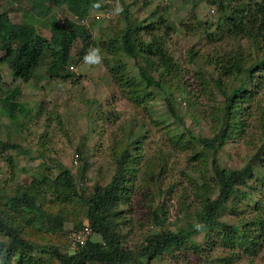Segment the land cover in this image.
I'll return each mask as SVG.
<instances>
[{
  "label": "trees",
  "instance_id": "trees-1",
  "mask_svg": "<svg viewBox=\"0 0 264 264\" xmlns=\"http://www.w3.org/2000/svg\"><path fill=\"white\" fill-rule=\"evenodd\" d=\"M28 1L35 16L50 19L51 37H43L34 27L14 23L8 13H0V53H4L0 62L8 66L13 79L26 83L41 79L40 73L48 62L47 72L52 78L70 80L75 77L71 63L78 64L90 49H106L114 60L111 63L107 58L106 62L108 66L111 63L114 78L128 87L130 101L137 105L151 102L156 90L165 96L169 119H154V123L171 147L180 148L188 155L190 164L183 177L188 180L189 188L185 189L191 191L193 187L195 202L187 199L186 206L180 207L185 220L171 223L173 229L167 224V211L156 207L149 219L160 231L146 236L140 246H130L122 215L127 214L122 207L134 200L133 188L139 171L146 169L142 174L146 183L152 169L165 168L166 159L153 156L146 160L138 133L132 147L116 138L112 148L115 174L105 187H87L83 171L76 177L65 169L54 176L49 169L10 193L0 189V264H151L176 251L186 254L194 251L198 255L203 249L209 251V260L220 264L256 257L264 245V143L241 169L223 166L218 154L232 140L249 136L253 123L264 135V100L262 104L259 98L264 93V0L250 3L206 0L217 10L218 20L212 25L221 37L244 38L263 53L262 58L254 59L245 56L242 50L214 49L201 54L190 48L187 52L190 63L200 61L213 68V72H208L210 79L205 71H194L191 75L187 71L184 75L181 60L174 57L170 43L175 28L163 16L141 26L125 10L122 17L125 29L110 35L104 31L96 42L85 22L101 0ZM131 3L139 4L133 0ZM150 3H143L142 7ZM53 7L67 8L72 18L61 21ZM75 16L80 20L76 21ZM142 32L151 36L149 41L142 38ZM210 39L218 38L210 33ZM77 47H80L77 58L73 59L72 51ZM122 55L135 61L141 83L125 74ZM215 92L224 98L223 104ZM200 94L208 101L205 111ZM20 96V88L0 86V111L23 129L21 118L28 113L19 102ZM181 101L187 102L189 112L204 111L202 118L214 129L212 138L188 129L183 133L174 129L183 122L176 107ZM198 116H193L194 123H198ZM11 150L30 155L20 144L0 139V157L9 158L10 163ZM83 162L86 164L87 160ZM257 168L262 171L255 172ZM244 200L253 201L254 206L250 208ZM228 204L239 215L232 224L221 221ZM66 223L73 226L70 232ZM86 225L93 230L94 238L98 235L101 240H92L72 251L70 234ZM200 231L205 233L203 246L192 239ZM216 251L218 254L213 256Z\"/></svg>",
  "mask_w": 264,
  "mask_h": 264
},
{
  "label": "rangeland",
  "instance_id": "rangeland-1",
  "mask_svg": "<svg viewBox=\"0 0 264 264\" xmlns=\"http://www.w3.org/2000/svg\"><path fill=\"white\" fill-rule=\"evenodd\" d=\"M251 1L245 0L248 3ZM131 2L132 0H101L99 5L93 8L91 18L85 24L96 35L94 38L96 42L104 31L110 35L114 31L124 30L126 23L122 17L125 10H129L133 20L141 26L158 21L161 16L173 24L175 29L172 31L170 43L173 45L174 57L181 60L184 75H187V71L189 75L194 71H205L206 77L210 79L208 72H213V68L203 62L190 63L187 55L190 48L199 50L201 54H207L214 49L222 51L232 49L242 50L245 56L254 59L263 56L261 51H256L244 38L221 37L212 25L218 20L217 10L206 0H154L146 7ZM117 5L124 9L120 14H116ZM53 11L61 21L72 18L65 7H53ZM0 13H8L14 23L34 27L43 37L48 39L51 37L48 27L50 19L35 16L30 11L28 0H0ZM210 33L218 38L217 41L210 39ZM142 38L149 41L151 36L142 32ZM79 48L72 51L73 59L77 58ZM97 49L103 58L102 63L99 65L86 63L85 57L78 64L71 63L70 67L73 68L75 77L70 80L52 78L47 72L48 62L40 73L41 79H33L28 83L21 79L14 80L8 66L0 62V86L5 89L20 88L19 102L25 106L28 113L21 116L24 128L19 129L16 121L0 111V139L20 144L30 152V155H27L11 150L7 154L12 158V163L7 157L2 159V174L5 179L0 182V189L10 193L34 177H41L49 169L54 176L65 169L76 177L83 171L87 187L96 185L105 187L115 174L112 156L115 139L127 141L132 147L139 134L145 159L153 156L158 159L165 158L166 165L164 169H152L146 183L143 182L142 176L146 169H141L135 189L133 188L134 200L131 205L122 207L127 214H122L125 217L124 230L128 234L127 243L137 247L143 243L146 236L160 231V228L153 225L149 219L150 212L156 207L167 211L169 219L167 224L171 229L174 228L171 223L185 220V214L180 212V207L186 206L187 199L195 202L193 187L191 191L185 189L189 186L187 178L183 177L190 162L186 152L171 147L168 138L154 123V119H169L166 117L165 96L156 90V97L151 102L137 105L130 101L127 98L128 87L116 80L110 70L111 63L114 62L110 58L111 53L109 55L106 49ZM3 55L4 53H0V59ZM107 58L111 62L109 66ZM121 61L126 65L125 74L141 83L135 61L123 55ZM262 94L259 96L261 103L264 100ZM200 95L201 105L205 111V107L208 108V101L204 99L203 94ZM215 97L223 104V97L217 93ZM179 98L180 96L177 97ZM176 107L178 113L183 116V122L174 126L178 133L186 132L188 129L196 135L208 138L214 136L211 123L202 118L204 111L196 109L189 112L185 101L177 103ZM192 115L200 116L198 123H194ZM253 124L254 126L249 128V136L232 140L219 152L218 158L223 166L241 169L264 143L262 131L257 128L256 123ZM80 152L82 155H79ZM78 155L81 156V160L78 159ZM85 159L86 164L83 162ZM45 165H48V169L44 167ZM260 171H262L260 168L255 170ZM243 202L250 208L254 206L253 201ZM149 203H152L151 208H147ZM225 209L221 221L231 224L236 222L239 215L232 212V205L228 204ZM190 220L194 222L193 218ZM65 227L68 232L73 229L71 223H66ZM192 239L197 245L203 246L204 231L198 232ZM94 240L99 241L101 238L96 235ZM218 252L212 255L215 256ZM193 253L194 251H189V254L176 251L151 264H220L217 260L208 259V250L203 249L198 255ZM232 264H264V245L256 257L241 258Z\"/></svg>",
  "mask_w": 264,
  "mask_h": 264
},
{
  "label": "built area",
  "instance_id": "built-area-1",
  "mask_svg": "<svg viewBox=\"0 0 264 264\" xmlns=\"http://www.w3.org/2000/svg\"><path fill=\"white\" fill-rule=\"evenodd\" d=\"M135 2H138L140 4L147 3V2H154V0H133ZM76 21H79L80 19L78 17H74ZM86 23V22H85ZM93 39L96 37V35L93 33ZM2 157H0V182L5 179V176L3 178V170H2ZM94 240V232L89 226H84L80 230L73 231L69 236V245L72 250H77L80 247H83L87 245L88 242Z\"/></svg>",
  "mask_w": 264,
  "mask_h": 264
},
{
  "label": "clouds",
  "instance_id": "clouds-1",
  "mask_svg": "<svg viewBox=\"0 0 264 264\" xmlns=\"http://www.w3.org/2000/svg\"><path fill=\"white\" fill-rule=\"evenodd\" d=\"M123 8L119 5H117L116 7V14H120L123 12ZM93 53H95V55H92ZM85 62L86 63H90V64H94V65H99L100 63H102V56L100 55V50L97 48H93L89 50V54L87 56H85Z\"/></svg>",
  "mask_w": 264,
  "mask_h": 264
}]
</instances>
